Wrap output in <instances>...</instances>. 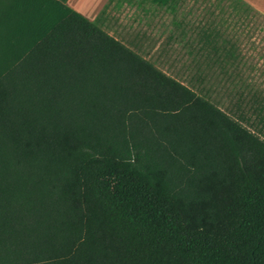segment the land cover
I'll use <instances>...</instances> for the list:
<instances>
[{
    "label": "trees",
    "instance_id": "16d2710c",
    "mask_svg": "<svg viewBox=\"0 0 264 264\" xmlns=\"http://www.w3.org/2000/svg\"><path fill=\"white\" fill-rule=\"evenodd\" d=\"M243 88L226 114L65 0H0V264H264Z\"/></svg>",
    "mask_w": 264,
    "mask_h": 264
},
{
    "label": "rangeland",
    "instance_id": "374dc122",
    "mask_svg": "<svg viewBox=\"0 0 264 264\" xmlns=\"http://www.w3.org/2000/svg\"><path fill=\"white\" fill-rule=\"evenodd\" d=\"M90 1L71 3L224 113H232L243 87L264 94V15L242 0ZM203 28L218 30L217 53L203 46Z\"/></svg>",
    "mask_w": 264,
    "mask_h": 264
},
{
    "label": "crops",
    "instance_id": "0c3cea01",
    "mask_svg": "<svg viewBox=\"0 0 264 264\" xmlns=\"http://www.w3.org/2000/svg\"><path fill=\"white\" fill-rule=\"evenodd\" d=\"M245 2L247 5H249L251 8L256 10L258 13L264 15V0H242ZM65 3L79 12V10L71 3V0H65ZM203 41V40H202ZM215 42V40L213 41Z\"/></svg>",
    "mask_w": 264,
    "mask_h": 264
},
{
    "label": "bare ground",
    "instance_id": "6f19581e",
    "mask_svg": "<svg viewBox=\"0 0 264 264\" xmlns=\"http://www.w3.org/2000/svg\"><path fill=\"white\" fill-rule=\"evenodd\" d=\"M88 2L90 3L91 1L90 0H87V4H88ZM77 3V2H76ZM86 4V3H85ZM78 9H80L79 7H78Z\"/></svg>",
    "mask_w": 264,
    "mask_h": 264
}]
</instances>
